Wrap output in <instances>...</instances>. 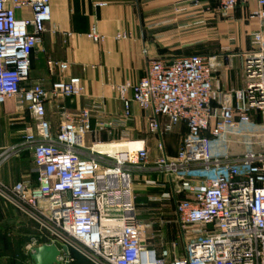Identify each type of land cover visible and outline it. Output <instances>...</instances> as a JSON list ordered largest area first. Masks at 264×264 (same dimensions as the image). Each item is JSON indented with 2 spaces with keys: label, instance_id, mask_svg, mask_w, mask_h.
<instances>
[{
  "label": "built area",
  "instance_id": "built-area-1",
  "mask_svg": "<svg viewBox=\"0 0 264 264\" xmlns=\"http://www.w3.org/2000/svg\"><path fill=\"white\" fill-rule=\"evenodd\" d=\"M191 1L197 5L200 0ZM205 1L226 19L235 9L255 4L258 9L250 17L264 20V0ZM25 9L30 15L19 16ZM50 20L49 0H0V109L13 100L34 122L20 143L0 148V174L24 152L31 153L36 172L35 183L28 176L6 183L0 176V198L35 226L22 250L25 264H32L30 255L41 245L57 247L58 264L72 262L71 249L96 264H264V150L239 155L225 146L216 150L237 129L255 123V115L264 128L263 31L249 34L250 48L241 54V90L213 88L216 56L209 54L152 59L144 76L112 86L124 120L131 118L132 103L148 112L147 131L156 137L159 151L154 169L177 186L151 199H174L185 250L170 258L144 242V226L137 219L131 172L149 162L144 141L131 142L138 146L123 152H106L103 143L86 147L91 108L71 114L59 106L61 122L52 134L46 101L82 96L81 79L57 81L50 92L37 83L27 86L32 51ZM88 37L102 41L95 29ZM53 65L60 73L68 69L66 63ZM180 124L186 131L176 154L168 156L162 138Z\"/></svg>",
  "mask_w": 264,
  "mask_h": 264
},
{
  "label": "crops",
  "instance_id": "crops-1",
  "mask_svg": "<svg viewBox=\"0 0 264 264\" xmlns=\"http://www.w3.org/2000/svg\"><path fill=\"white\" fill-rule=\"evenodd\" d=\"M100 1H107V5L97 6ZM49 5L51 20L45 26L41 44L32 51L27 86L37 83L50 92L53 83L75 76L81 79L84 87L83 95L78 98L57 97L46 101V120L52 134L57 132L61 122L59 106H64L71 114L91 108L86 147L93 143L108 145L143 140L148 149L149 162L131 172L135 207V196L141 189L145 192H141L142 197L149 202L177 190L175 183L166 182L154 169L153 160L159 156V151L156 137L147 131L148 112L132 103L131 118L124 120L123 106L116 99L112 86L135 82L144 76L152 59H172L195 52L202 44L203 33H208L212 10L209 2L200 0L194 5L191 0H49ZM257 9V5L250 4L235 9L227 18L237 38L258 30L264 33V20L260 22L250 17V12ZM213 10L215 12V7ZM18 15L30 14L25 9ZM92 29L102 38L101 42L95 43L88 37ZM249 48L250 44L247 48L239 47L238 53L214 55V89L232 92L243 88L241 54ZM55 62L66 63L68 69L60 73L53 65ZM6 118L12 122L7 124ZM0 119V148L20 143L25 128L34 123L26 109L13 100L1 107ZM254 119L258 121L259 117L255 115ZM185 131V126L180 124L163 136L166 155L176 154ZM8 162L2 167L0 176L4 182L12 183L17 180L8 181L4 174ZM31 174L35 183L33 166ZM4 205L6 207L0 204V240L4 238L7 243L0 244V264H12V251H7L5 245L22 252L30 236L35 234V226L13 206Z\"/></svg>",
  "mask_w": 264,
  "mask_h": 264
},
{
  "label": "rangeland",
  "instance_id": "rangeland-1",
  "mask_svg": "<svg viewBox=\"0 0 264 264\" xmlns=\"http://www.w3.org/2000/svg\"><path fill=\"white\" fill-rule=\"evenodd\" d=\"M211 4L209 2L210 9L212 10H210L207 25L208 33L207 35L203 33L202 44L198 46L195 52L219 55L224 52L238 53L240 52L239 47L247 48L250 43L249 36L237 38L233 34V24L231 21H226V18H221L215 14L213 10L214 6ZM254 120L255 123L253 121V123L242 126L235 133L230 134L228 138L230 142L217 148V152H222L224 146L228 153L237 155L243 154L248 150L263 151L264 128L259 127L256 124V119ZM4 121L7 124L12 122L10 118H6ZM31 160L30 152H24L19 157L9 160L4 170L8 181L18 180L25 176L32 177ZM143 190L141 189V192ZM141 192L136 194L135 203L137 219L144 226V242L158 251H166L170 258L182 255L185 250L184 231L173 213L174 199L149 202L145 201ZM0 204L6 207L4 204L7 203L0 198ZM71 255L72 262L70 264H96L75 249H71Z\"/></svg>",
  "mask_w": 264,
  "mask_h": 264
},
{
  "label": "water",
  "instance_id": "water-1",
  "mask_svg": "<svg viewBox=\"0 0 264 264\" xmlns=\"http://www.w3.org/2000/svg\"><path fill=\"white\" fill-rule=\"evenodd\" d=\"M59 250L55 245H41L34 248L30 255L32 264H58L56 260Z\"/></svg>",
  "mask_w": 264,
  "mask_h": 264
},
{
  "label": "bare ground",
  "instance_id": "bare-ground-1",
  "mask_svg": "<svg viewBox=\"0 0 264 264\" xmlns=\"http://www.w3.org/2000/svg\"><path fill=\"white\" fill-rule=\"evenodd\" d=\"M138 146L137 143H111L108 144L107 146L101 147L102 150H105L106 152H119L122 150H128V151H132L134 148H136ZM118 157H123L122 154H118Z\"/></svg>",
  "mask_w": 264,
  "mask_h": 264
},
{
  "label": "trees",
  "instance_id": "trees-1",
  "mask_svg": "<svg viewBox=\"0 0 264 264\" xmlns=\"http://www.w3.org/2000/svg\"><path fill=\"white\" fill-rule=\"evenodd\" d=\"M191 54H205V53L193 52V53H191ZM188 55H189V54H188ZM6 243H7L6 239L2 238V239L0 240V244H1V245H2V244H6ZM5 246H6L5 249H6L7 251H12V252L10 253V254H11V259H12V264H23L24 259H25L23 253H22L20 250H18V249H16V250H11V248H10L9 245H5Z\"/></svg>",
  "mask_w": 264,
  "mask_h": 264
}]
</instances>
